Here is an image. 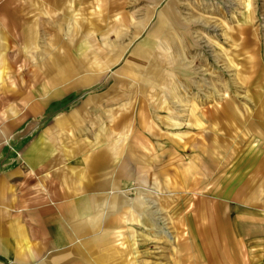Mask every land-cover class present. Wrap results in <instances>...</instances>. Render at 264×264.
<instances>
[{"label": "rangeland", "instance_id": "rangeland-1", "mask_svg": "<svg viewBox=\"0 0 264 264\" xmlns=\"http://www.w3.org/2000/svg\"><path fill=\"white\" fill-rule=\"evenodd\" d=\"M91 6V19L85 21H90L85 38L91 42L72 40L64 47L60 44L59 50L57 44L53 49L54 44L45 43V84V72L60 65L55 55H65L69 49L81 73L75 78H90L76 96L107 93L106 98L138 104L135 111L139 108L142 117H150L157 130L163 125L159 116L169 114V107L157 106L161 99L171 101L174 113L171 143L158 134L152 142L147 139L156 185H140L134 191L123 188L119 198L106 206L95 203V209L109 216L108 229L111 218L118 214L124 218L108 236L105 253L104 244L92 245L87 262L229 264L233 249L228 252L227 243L233 236L228 233L248 222L238 221L236 200L230 199L226 205L231 210L225 207L223 212L218 203L222 205L234 190L232 181H245L250 155L264 147V122L255 118L264 109L256 102L264 100V0H108L106 4L95 0ZM247 16L250 23L243 25ZM148 40L156 48L153 53L148 51ZM137 46L138 51L145 50L141 56L133 52ZM59 59L67 63V58ZM14 71L10 61L2 62L0 88L15 86L20 75ZM245 76L252 84H243ZM178 83L185 89L178 90L182 101L175 110L172 105L178 98L173 89ZM2 89L0 114L14 115L19 92ZM27 93L29 98L36 94ZM226 100L235 107H227ZM164 142L170 152L166 148L161 164ZM151 165H142L141 170L147 167L152 173ZM248 169L245 179L257 180L256 171ZM240 195L249 197L245 188ZM231 256L238 259L236 253Z\"/></svg>", "mask_w": 264, "mask_h": 264}, {"label": "crops", "instance_id": "crops-1", "mask_svg": "<svg viewBox=\"0 0 264 264\" xmlns=\"http://www.w3.org/2000/svg\"><path fill=\"white\" fill-rule=\"evenodd\" d=\"M91 3L95 0H0V67L4 60L10 61L14 73L20 75L15 86L0 88L19 92L17 112L0 114V264H92L87 262L92 245L101 248L104 244L105 253L108 236L124 218L122 214L111 218L108 229L109 216L95 209V203L106 206L119 198L117 193L123 188L134 191L140 185L155 186V165L149 162L151 143L147 139L152 142L158 134L171 143L170 114L174 112L170 113V100L161 99V105L157 104L169 107L168 115L159 116L163 125L157 130L149 123L150 117H142L139 108L135 111L138 104L106 98L107 93L76 96L90 78H75L81 73L69 49L65 55H55L60 65L45 72V84V43L54 44L53 49L57 44L59 50L60 44L64 47L72 40L91 42V38H85ZM247 23L250 16L243 25ZM75 35L79 38L72 39ZM147 43L153 53L155 46L150 40ZM140 49L137 46L133 52L141 56ZM59 58H67V63ZM72 78L68 85L61 84ZM243 84L252 82L245 76ZM179 89L182 92L185 88L180 84L173 90L178 93ZM28 91L36 94L29 98ZM177 93L178 102L172 105L175 110L182 101ZM256 102L264 108L263 98ZM224 104L235 107L233 101ZM255 118L264 122V109L256 112ZM165 142L162 155L166 148L170 152ZM249 160L248 168L256 171L254 178L258 179L248 182L245 178L249 169L244 168L245 181H232L234 190L222 205L218 203L223 212L225 207L231 210L226 205L230 199L236 200L238 221L248 222L228 233L233 236L227 243L228 252L233 249L229 264H254L249 262L253 260L264 264V147ZM147 163L153 165L152 173L147 167L141 170ZM160 163H165L164 155ZM141 176L147 181H141ZM243 188L249 194L245 199L240 195ZM232 252L237 255L235 261ZM99 264L107 262L100 259Z\"/></svg>", "mask_w": 264, "mask_h": 264}]
</instances>
